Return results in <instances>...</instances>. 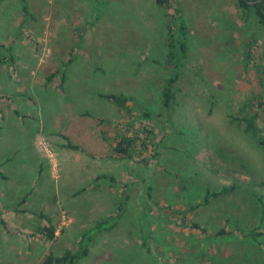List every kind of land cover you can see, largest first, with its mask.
<instances>
[{"label":"rangeland","instance_id":"obj_1","mask_svg":"<svg viewBox=\"0 0 264 264\" xmlns=\"http://www.w3.org/2000/svg\"><path fill=\"white\" fill-rule=\"evenodd\" d=\"M179 1L189 58L164 126L141 117L158 112L166 76L155 0H25L30 17L21 0H0V264L74 251L124 184L134 202L118 227L94 234L79 264H264V146L230 119L256 89L264 31L241 18L237 0ZM107 93L134 103L122 110L99 97ZM125 133L133 159L109 157ZM102 174L115 182L94 181ZM233 185L186 212L207 189ZM40 214L57 228L51 242L37 234ZM186 221L233 234L209 240Z\"/></svg>","mask_w":264,"mask_h":264},{"label":"trees","instance_id":"obj_2","mask_svg":"<svg viewBox=\"0 0 264 264\" xmlns=\"http://www.w3.org/2000/svg\"><path fill=\"white\" fill-rule=\"evenodd\" d=\"M22 1V13L24 17H30L27 3ZM251 2V3H250ZM240 16L244 21H253L258 27L264 31V0H237ZM155 4L163 10L164 25L163 34L165 39V58L163 61H157L165 70L166 76L162 81L159 89L160 108L157 113H150L147 110L142 112L141 117L147 120H156V122L169 125L172 111L177 103V84L186 70L189 58V33L184 16L183 7L179 0H155ZM254 41H249L243 56L244 69L247 71L249 65L253 63L251 47ZM264 59V58H263ZM73 61L70 57L66 62L61 63V69L68 67ZM253 68L257 74L255 82V91L247 97L241 104L238 111L240 116H230L231 122L235 123L242 132L250 135L260 146H264V64L254 63ZM57 73V72H56ZM64 81V79H62ZM99 97L108 103L128 111L130 103H134L132 97L122 94L107 93L99 94ZM263 125V126H262ZM135 139L128 134H122L114 140L112 146V154L109 156L116 160H132L135 148ZM71 150H82L79 146L70 142L65 144ZM110 181L115 179L106 174H102L94 178V181ZM236 186L221 187L215 190L207 189L201 201H195L193 205H189L186 212L195 211L209 205L212 201L223 198L231 194ZM151 187H148L146 196L151 199ZM120 201L115 209L109 213L104 219L96 220L92 223V228L85 230L78 238L76 249L66 250L61 255L54 254L51 250H47L40 258L38 264H79V262L89 253L88 245L92 243L95 233H108L114 230L121 223L124 213L130 208V204L134 202V192L131 185L124 184L119 194ZM155 203V202H154ZM155 205H158L155 203ZM40 218L44 220V224L37 228L39 238L44 242H51L56 238V226L52 224L49 217L40 214ZM192 230H196L203 234L209 240L217 237L232 235V232L221 229L214 233H209L204 225H200L193 221H186L184 224ZM248 234L243 237L252 236ZM259 233L252 237H258ZM253 238V239H254ZM258 242V241H256ZM144 245V244H143Z\"/></svg>","mask_w":264,"mask_h":264},{"label":"water","instance_id":"obj_3","mask_svg":"<svg viewBox=\"0 0 264 264\" xmlns=\"http://www.w3.org/2000/svg\"><path fill=\"white\" fill-rule=\"evenodd\" d=\"M251 3V2H250Z\"/></svg>","mask_w":264,"mask_h":264}]
</instances>
